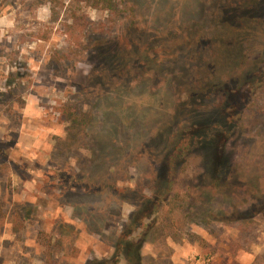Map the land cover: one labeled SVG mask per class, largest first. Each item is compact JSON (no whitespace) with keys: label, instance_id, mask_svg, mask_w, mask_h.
Returning a JSON list of instances; mask_svg holds the SVG:
<instances>
[{"label":"rangeland","instance_id":"374dc122","mask_svg":"<svg viewBox=\"0 0 264 264\" xmlns=\"http://www.w3.org/2000/svg\"><path fill=\"white\" fill-rule=\"evenodd\" d=\"M103 2L0 0V264L109 260L142 210V264H264V216L229 218L264 193V91L222 148L165 169L155 138L213 123L219 82L264 68V0ZM70 111L88 120L73 140Z\"/></svg>","mask_w":264,"mask_h":264},{"label":"trees","instance_id":"16d2710c","mask_svg":"<svg viewBox=\"0 0 264 264\" xmlns=\"http://www.w3.org/2000/svg\"><path fill=\"white\" fill-rule=\"evenodd\" d=\"M97 1L103 2L105 0ZM245 26L247 27L243 28L244 32L245 29L248 30V24L246 25L245 23ZM216 42H219L217 37ZM231 59L232 54L230 59H225L223 61V69L227 67L229 60ZM232 77L233 76L229 77V81L224 82L230 84L231 87L229 86L228 90H225L224 87L226 85L224 83L221 84L219 82L217 86L218 93L221 97L224 96V98L222 102L218 104L216 121L208 126L194 124V126H191L189 129L178 134L177 140L180 138L182 141L179 140L177 143L176 140L173 142L174 144L171 145H167V141L165 140V135L163 133L156 135L155 138L161 139L158 144L159 147L157 145L159 153L167 147H170L167 152L168 155L163 159L165 162V169H169V163L175 158L182 156L185 151L190 149L192 146L197 145L201 141L209 143L215 150L218 147L222 148L224 143L231 137L232 130L235 129V125L241 115L245 112L251 102L259 97L264 91V68H258L256 65L254 69L248 70L244 76L240 77V80H234ZM66 120L69 124V128L67 129V139L73 140V136L78 134L72 132L71 134L70 131L75 132L78 128L83 129L88 122L87 113H79V115H75L74 111H70L66 114ZM226 171V165L222 163L217 156L211 164V172L219 190L226 187L224 183V181L228 180ZM167 183L168 182L166 181L158 180V182L155 183L157 186L156 190L161 191L164 188H167ZM252 193L254 194V190ZM162 195H165L164 191H162L161 195L154 194L153 199L147 198V207L151 206V208L154 209L156 204L158 205L160 200H162ZM252 198L253 200L250 206H248V208H244L241 212H238L234 208L233 204H230L229 206L230 209H232V212L229 214V218L232 219V222L238 223L237 225L242 229V232L245 231L244 227L251 223L254 216L259 213L264 216V193H260L257 196L253 195ZM229 203H232V199L229 200ZM142 211L135 218L130 219L127 226H125V228L121 231L120 236H118L116 243L114 244V255L111 259H94L87 261L86 264H142L140 250L146 240V235L151 233L149 228L153 227L151 226L152 223H144V220L149 219L151 215H154L152 210H149L150 212L145 214ZM223 215L227 218L225 212ZM152 221L154 220H151V222ZM242 225L244 226L242 227Z\"/></svg>","mask_w":264,"mask_h":264}]
</instances>
